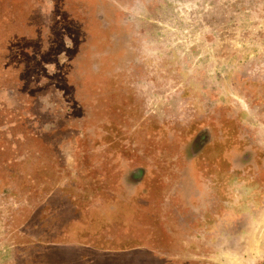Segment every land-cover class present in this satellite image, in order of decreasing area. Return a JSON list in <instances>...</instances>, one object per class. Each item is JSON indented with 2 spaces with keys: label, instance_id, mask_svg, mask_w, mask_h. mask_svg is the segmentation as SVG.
<instances>
[{
  "label": "rangeland",
  "instance_id": "374dc122",
  "mask_svg": "<svg viewBox=\"0 0 264 264\" xmlns=\"http://www.w3.org/2000/svg\"><path fill=\"white\" fill-rule=\"evenodd\" d=\"M128 1L0 0V264H264V221L209 232L192 210L254 172L225 95L264 62V0ZM144 46L186 85H148ZM261 95L238 120L264 144Z\"/></svg>",
  "mask_w": 264,
  "mask_h": 264
},
{
  "label": "flooded vegetation",
  "instance_id": "af4514ba",
  "mask_svg": "<svg viewBox=\"0 0 264 264\" xmlns=\"http://www.w3.org/2000/svg\"><path fill=\"white\" fill-rule=\"evenodd\" d=\"M153 0H150V3ZM172 2H180L184 5L185 10L188 13H196L201 12L204 10H217L219 8H224L226 12H231L233 10H241V12H246L250 7L254 6V2L256 0H170ZM129 3H133L132 0H129L126 4L129 5ZM147 5H151V4ZM155 1L152 6H155ZM151 6V8H152ZM124 14H129V11L127 9H122ZM207 12V11H206ZM194 15V14H193ZM199 15V14H198ZM210 15V14H205ZM200 16V15H199ZM242 18L248 17V16H241ZM259 20V17H257ZM132 19V18H131ZM126 25L128 22H125ZM135 40L138 39L135 35H133ZM133 38V42L136 43V41ZM147 47H138V55L142 57V62L147 61L150 64H147L150 67V70L154 71L152 74L149 73V75L152 76L151 82L148 80V85H153L154 82L159 81L158 76L165 77L168 76V78H175L177 82L181 81V84L186 85V82H183V71L182 69H177L175 62L170 58H157L159 57L155 50L153 49H146ZM167 60L166 62L164 60ZM145 63V62H143ZM142 63V64H143ZM258 67V68H257ZM254 70V72H251V70ZM229 70V69H228ZM175 71L178 72V75L176 76ZM141 74V73H140ZM140 74H135L136 77L142 76ZM153 75L154 80H153ZM142 78V77H141ZM147 79H149L146 76ZM221 78V77H220ZM252 80L253 82L257 83L258 88L256 90L253 87L248 88V85H245V81ZM173 83V82H172ZM166 88H171L170 86L173 84L166 83ZM229 84V83H228ZM250 85L251 82H250ZM178 87V86H177ZM228 87V85H227ZM257 87V86H256ZM264 89V62L260 65H249L248 63L245 64V66H242L239 71L233 75V79L231 80V85L229 86V90L226 92L225 98H229V108L230 111L232 109V104L235 103L238 105L236 107L237 111H231L228 112L226 115V110H223L225 113V118L229 120L230 125H228V128H226L225 131H227V134H230L232 136V133L230 131H237L241 134L243 133L246 137L244 139V142H246L250 145V149L254 148V152L248 151L249 155L248 158H244L240 160V167L243 177L252 172V169L254 168V172L251 174V176L246 175L242 180H240V184L238 185H232L237 184L235 183V180H231V186L229 187V194L224 198H219L216 194H214L211 197L203 198L202 196L198 197V204H195V208L192 209L194 215L196 216V220L199 222V224L202 223L203 230L211 232L215 228L225 227L227 229H232V227H235L238 229L247 230L248 232H255L257 230L256 223H262L264 221V159H258L259 156H262L264 158V144H261V142L258 141V139L253 138L251 134H249L243 127L241 123H239V113H241L243 116L251 114L254 109H256L258 105L263 104L259 98H261V92ZM185 90V89H184ZM181 92V91H180ZM169 95V94H167ZM178 94H174L173 96H176ZM170 96V95H169ZM194 97V96H193ZM252 110V111H251ZM249 117V116H246ZM221 119V117H219ZM244 124V123H243ZM259 154V156H258ZM257 156V157H256ZM257 158V159H255ZM258 161H260V165L255 164ZM250 168V169H248ZM244 171H247L244 173ZM216 179V178H215ZM234 181V182H233ZM215 192V191H214ZM209 213V221H205L204 219H200V214ZM211 215V216H210ZM199 219H198V218ZM253 224V225H250ZM253 228V229H249ZM247 232V233H248ZM256 235V233H255ZM264 246V242H263Z\"/></svg>",
  "mask_w": 264,
  "mask_h": 264
}]
</instances>
